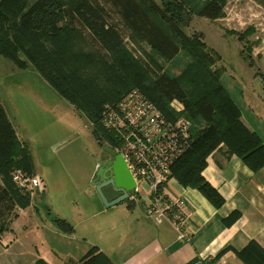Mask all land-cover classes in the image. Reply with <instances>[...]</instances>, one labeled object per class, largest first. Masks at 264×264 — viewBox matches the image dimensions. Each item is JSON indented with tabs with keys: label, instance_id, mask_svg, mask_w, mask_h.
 Instances as JSON below:
<instances>
[{
	"label": "trees",
	"instance_id": "obj_1",
	"mask_svg": "<svg viewBox=\"0 0 264 264\" xmlns=\"http://www.w3.org/2000/svg\"><path fill=\"white\" fill-rule=\"evenodd\" d=\"M30 1L0 0V56L18 69L35 70L93 124V135L101 144L112 141L100 125L104 107L139 90L163 115L191 122V140L172 166V175L181 185L201 192L214 207H221L224 199L202 177L214 151L223 147L252 171L262 169L264 140L244 124L239 105L222 84L220 55L202 33L186 32L194 15L211 21L224 18L226 0H36L31 5ZM254 1L264 8V0ZM251 32L232 34L246 43L245 58L253 66L247 40ZM130 35L165 62L182 52L190 62L178 76L165 70L154 75L125 49ZM174 100L184 106L182 113L170 108ZM16 170L36 175L29 145L18 137L0 104V237L12 231L19 211L31 206L30 196L13 183ZM235 217L233 213L227 221ZM55 222L67 233L74 231L64 220ZM235 254L244 264H264V248L256 241ZM34 264L48 263L38 259ZM69 264L113 262L92 246L78 262Z\"/></svg>",
	"mask_w": 264,
	"mask_h": 264
},
{
	"label": "rangeland",
	"instance_id": "obj_2",
	"mask_svg": "<svg viewBox=\"0 0 264 264\" xmlns=\"http://www.w3.org/2000/svg\"><path fill=\"white\" fill-rule=\"evenodd\" d=\"M35 1L31 0L30 5ZM225 13L217 21L194 15L186 32L202 33L206 44L218 52L219 67L224 68L222 84L258 127L257 123H264V8L254 0H226ZM248 29L252 31L247 40L253 66L245 58L246 43L238 41V34ZM125 49L154 75L165 70L178 76L190 62L184 52L174 61L165 62L131 35L125 41ZM0 104L18 137L29 145L47 183L43 197L44 191L37 195L29 188H19L12 175L15 186L30 196L31 205L41 198L44 205L38 209L37 216L33 212L32 217L29 213L20 215L22 210L19 211L11 225L12 231L2 235L0 242H12L14 250L22 249L30 257L45 250L61 256L69 254L84 240L93 241L107 235L101 232V227L108 217L101 211L106 210L112 216L115 206H104L90 178L96 160L102 156L103 146L108 143L101 144L95 138L93 124L79 115L35 70L18 69L1 56ZM250 114L260 115L263 120ZM194 127L199 125L196 123ZM22 176L29 177L24 173ZM55 220L68 222L74 231L65 232ZM0 254H3L1 243Z\"/></svg>",
	"mask_w": 264,
	"mask_h": 264
},
{
	"label": "crops",
	"instance_id": "obj_3",
	"mask_svg": "<svg viewBox=\"0 0 264 264\" xmlns=\"http://www.w3.org/2000/svg\"><path fill=\"white\" fill-rule=\"evenodd\" d=\"M245 105L249 106L248 103ZM240 109L244 124L264 140V123H257L256 127L249 115ZM250 115L263 120L260 115ZM33 159L36 175L42 179L45 189L46 180L34 155ZM202 177L224 199L221 207H214L197 189L185 187L175 178L167 187L169 198L182 200L190 214L186 225L189 241L179 240L175 230L166 221L158 224L149 217L146 209L150 201L142 198L116 205L112 216L102 210L101 213L108 220L103 223L101 232H107V235L93 241L84 240L67 255L60 256L45 250L30 257L22 249L14 250L12 242L5 240L6 243L0 242L3 248L0 262L34 264L36 260L43 259L48 264H69L78 262L90 247L96 246L113 264H190L197 257H214L228 248L223 255L227 264H241L235 252L242 250L250 241H256L264 248V166L254 172L237 155L229 156L220 147L208 157ZM45 195L46 189L43 197ZM43 202L41 198L22 210L20 215H31L33 212L37 216ZM233 213H236L235 219L228 222ZM38 229L35 231L38 232Z\"/></svg>",
	"mask_w": 264,
	"mask_h": 264
},
{
	"label": "built area",
	"instance_id": "obj_4",
	"mask_svg": "<svg viewBox=\"0 0 264 264\" xmlns=\"http://www.w3.org/2000/svg\"><path fill=\"white\" fill-rule=\"evenodd\" d=\"M170 108L176 114L184 111L177 100ZM100 125L112 138L107 145L122 156L134 179L130 200L148 199V216L158 224L166 221L179 240L189 241L186 225L190 214L182 200L169 198L167 187L174 179L172 166L191 140V122L182 116L168 118L139 90H133L116 105L104 107ZM13 176L19 188H29L37 195L45 192L38 175L27 178L15 171ZM190 264H227V260L223 256L197 257Z\"/></svg>",
	"mask_w": 264,
	"mask_h": 264
},
{
	"label": "water",
	"instance_id": "obj_5",
	"mask_svg": "<svg viewBox=\"0 0 264 264\" xmlns=\"http://www.w3.org/2000/svg\"><path fill=\"white\" fill-rule=\"evenodd\" d=\"M102 154L106 156V159L99 160L97 177L101 182L107 174H110L112 180L109 183L112 185L113 191L118 194V197L109 200L103 192L104 184L97 183L94 185H96L95 190L102 203L109 208L127 201L129 194L134 191L135 182L122 156L117 155L108 146H103Z\"/></svg>",
	"mask_w": 264,
	"mask_h": 264
},
{
	"label": "flooded vegetation",
	"instance_id": "obj_6",
	"mask_svg": "<svg viewBox=\"0 0 264 264\" xmlns=\"http://www.w3.org/2000/svg\"><path fill=\"white\" fill-rule=\"evenodd\" d=\"M109 148H111L117 155H120L111 146ZM105 159H106V156L104 154H102V156L96 160L95 168H94V171H93L92 176L90 178V182H91V185L93 186L94 190L96 189V185H94V184H97V183H99L100 185L104 184V188H103L104 194H106V196L110 200H114L115 198L118 197V194H116L113 191L112 185L109 183L110 180H112V178L110 177V174H107L106 178H104L101 182H100L99 178L97 177V173H98L97 168H98L99 160H105ZM127 201H130V202L132 201V200H130V196L128 197Z\"/></svg>",
	"mask_w": 264,
	"mask_h": 264
}]
</instances>
